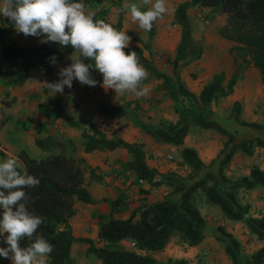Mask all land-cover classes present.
<instances>
[{
    "label": "trees",
    "instance_id": "trees-1",
    "mask_svg": "<svg viewBox=\"0 0 264 264\" xmlns=\"http://www.w3.org/2000/svg\"><path fill=\"white\" fill-rule=\"evenodd\" d=\"M123 1L117 0L120 4ZM83 2L85 6L103 4V0ZM192 7L212 8L227 16L226 25L219 31L220 37L235 43L234 49L250 58V64L259 71L264 87V0H189L179 5L175 13L174 23L181 29V40L173 62V75L160 72L154 63L145 57L142 49H125L126 52L136 51L139 62L161 81V90L176 104L181 103V106L176 108L178 120L175 123L152 126L134 118V124L147 136L176 147L184 146L185 139L194 125L226 136L228 139L218 155L219 165L216 171H209V167L196 150L183 147L181 159L183 164L192 170V176L185 180L175 173H170L164 179H158V171L147 163L142 144L130 143L118 136L110 138L91 120L87 121L86 128L80 121H75L67 115L61 100L51 99V122L63 120L70 127L82 131L86 154L124 150L132 158L130 162L118 163L120 175L124 179L129 178L127 173H134L133 184L137 185L143 194L149 192L144 189L145 184L150 189L167 185L173 189V193L162 202L142 204L131 211L129 218L122 219L120 216L130 211V205L127 193L121 190L115 199L108 202V214L95 216L98 219L96 241L91 238L76 239L70 224V220L76 215V203L96 204L86 188V177L80 163L77 159L64 155H53L39 160L32 157L28 151L22 150L18 155L23 165L21 169H26L41 179L40 185L29 189L28 192L31 196L30 211L44 218L38 232L54 247L48 264H76L72 250L77 243L86 244L87 255L94 256L102 264H157L154 255L163 252L175 237L181 238L189 247H197L205 240L207 229V221L196 205L199 193H203L208 203L218 208L228 221L245 222L249 232L264 241V218L251 217L250 206L241 204L239 199L241 189L264 187V170L253 169L249 178L236 181L225 175L226 168L237 152L252 155L255 148L264 149V100L262 122L242 121V107L239 102L234 104L231 114L232 121L249 128L257 134L256 136L236 137L234 133L209 118L211 105L233 94L239 75H233L227 82L225 72H220L203 87L199 95L186 88L181 79L180 64H188L202 56V49H195L193 45V24L189 16ZM122 13L118 23L112 24L118 30L123 27ZM102 15L104 13H99V16ZM7 26L13 27L7 17L0 16V47L6 64V68L0 71V81L6 86H24L33 69L51 77L55 73L51 57L59 59L77 53L72 48H64L57 43H47L36 48L22 47L11 38L5 29ZM153 35L152 30L151 39ZM135 40L141 43L139 38L136 37ZM90 71L92 76L96 72ZM12 103L6 100L2 102L7 108L11 107ZM99 108L106 115L116 116L115 109L106 104H100ZM3 126L0 122V130ZM46 126L43 122L37 123L36 133L40 134ZM36 143L43 150L47 148L42 140L38 139ZM224 234L228 239L226 251L232 264H264V248L241 262L238 258L239 241L229 233ZM2 241L3 237H0V246L6 247ZM125 241L134 244L133 248L123 246ZM26 244V240L22 241V246ZM177 263L188 264L186 261Z\"/></svg>",
    "mask_w": 264,
    "mask_h": 264
},
{
    "label": "rangeland",
    "instance_id": "rangeland-1",
    "mask_svg": "<svg viewBox=\"0 0 264 264\" xmlns=\"http://www.w3.org/2000/svg\"><path fill=\"white\" fill-rule=\"evenodd\" d=\"M188 1L167 0L168 11L163 18L154 22L151 29L154 32L152 39L151 31L140 29L138 22H133L131 16L127 17L126 14V5L131 3H137L142 7V10L150 7V5H143L142 0H125L122 4L118 3L117 0H103L106 6L97 5L95 11L104 13V15L95 19L107 20L116 25L121 12H123L122 30L131 38L129 48L142 49L146 58L151 60L160 72L171 76L173 75L176 50L181 40V29L174 23V13L179 5ZM106 7L109 9H105ZM189 16L193 24V45L195 49H202V56L188 64H180L182 81L190 92L199 95L203 87L210 83L216 74L225 72L227 82L233 75L238 74L239 81L233 94L214 102L210 108L209 118L215 120L229 132L234 133L236 137L256 136L257 134L249 128L232 121L231 114L234 110V104L239 102L242 107L240 115L242 121L262 122L264 87L259 71L250 64V58L247 55L234 49L235 43L220 37L219 31L227 22L226 15L214 11L212 8L192 7L189 10ZM136 37L140 39L141 43L135 40ZM32 44L34 45L36 42L32 41ZM76 56H79L78 52L73 55V59ZM70 61L72 63L71 58ZM148 74V78L143 82V86L148 89L145 96L138 97L132 93L119 95L113 90L103 88L101 86L102 74L96 71L93 74V78L98 81L95 87L79 84L77 89L79 97L66 91L62 93L66 94L65 97H59L65 106L69 109L72 108V113L86 128L88 127L87 121L91 120L110 138L118 136L127 142L142 144L147 163L151 168L158 171V179L162 180L166 175L175 173L187 180L192 176V170L182 162L181 150L183 147L163 144L146 134H142L143 136L135 135L131 128H135L134 118L152 126L175 123L178 120L176 108L181 106V103L173 102L167 93L161 90V81L157 80L150 72ZM104 94H109L116 99L117 104L113 106L116 112L114 117L102 113L99 108L100 104L96 102ZM36 97L37 95L32 96L30 102H20L14 101L5 91L0 92V122H7L13 117V119L18 120L17 126L21 133L31 130L39 118L32 113L27 114L29 111L25 105L34 104L33 100ZM5 100L13 102L11 108L2 104ZM93 103L95 104L93 105ZM47 106L40 105V111L45 112ZM95 110H99L101 116L98 117L94 112ZM136 131L141 133L138 129ZM134 139L135 141L132 142ZM227 139L226 136L217 131L204 130L194 125L187 138V143L198 148L201 153L209 151L213 159L206 165L209 167V171H216L219 165V148ZM75 153L79 156L78 162L86 177V188L96 201L95 205L77 203L78 213L88 221L87 238L96 241L98 219L95 216L102 213L108 214V202L115 199L121 190L127 193L130 205V211L120 216L122 219L129 218L131 211L142 204L162 202L172 196L173 189L167 185L158 189H150L145 184L144 189L149 190V192L143 194L139 187L133 184V178L124 179L120 175L121 169L118 163L132 159L124 150L112 152V160L108 165V170L96 165L101 158L91 159L89 156L82 155L79 148L76 149ZM197 153L201 158V154ZM169 154L173 156L172 160L167 158ZM1 157L4 156L1 155ZM101 161L103 162L104 158ZM253 169L264 170V149L255 148L252 155L237 152L231 164L226 168L225 175L230 180L236 181L245 177ZM246 195L247 193L244 191L242 199H245ZM257 203L253 215L264 218V194H258ZM196 205L207 221L205 240L197 247H189L181 238L175 237L163 252L154 255L157 264H178V261H186L188 264H232V260L226 251L228 239L224 232L233 235L239 241L238 258L241 262L251 258L254 253L264 248V241L251 234L245 222H228L218 208L208 203L203 193L197 195ZM123 246L133 248L130 241L123 242ZM86 247V244L79 243L74 249V257L79 264H86L83 259L86 257L84 256L86 255ZM91 259L89 264H97V261L101 264V261L94 256H91Z\"/></svg>",
    "mask_w": 264,
    "mask_h": 264
},
{
    "label": "clouds",
    "instance_id": "clouds-1",
    "mask_svg": "<svg viewBox=\"0 0 264 264\" xmlns=\"http://www.w3.org/2000/svg\"><path fill=\"white\" fill-rule=\"evenodd\" d=\"M126 5L127 13L139 28L151 31L154 22L167 13V0H142ZM0 16L7 17L17 33L40 39L42 44L57 43L70 47L79 56L60 69L58 81L47 83L52 93L71 89L73 82L95 87L98 83L90 70L102 74V87L116 94L145 96L143 82L147 69L139 62L137 52L129 49L130 37L112 24L95 19L87 12L83 0H0ZM53 65L55 56L50 58ZM94 62V63H92ZM41 179L21 169L17 159L0 160V258L10 264H48L53 245L38 229L44 218L30 211L28 190L40 185ZM6 234V235H5ZM27 241L22 246V241Z\"/></svg>",
    "mask_w": 264,
    "mask_h": 264
},
{
    "label": "crops",
    "instance_id": "crops-1",
    "mask_svg": "<svg viewBox=\"0 0 264 264\" xmlns=\"http://www.w3.org/2000/svg\"><path fill=\"white\" fill-rule=\"evenodd\" d=\"M125 1V0H124ZM103 6H106V4H102ZM96 6H85V9L87 12H90L94 15L95 18L99 17V12L95 11ZM178 8V7H177ZM176 8V10H177ZM105 9H109L106 7ZM98 10V9H97ZM175 10V13H176ZM175 13H174V20H175ZM130 17L129 14H127V17ZM111 24H114L113 22H109ZM115 25V24H114ZM5 29L9 32L11 38L18 43L22 47H27V48H36L41 45H43L40 42L39 38L32 37V36H25L22 33H17L14 27H5ZM32 41H35L36 44H32ZM73 56V55H72ZM72 56H66L63 58L57 59V63L55 64V73L53 76L48 77L46 76L43 72L38 71L37 69H33L29 73V79L27 83L22 86V87H11V86H6L0 81V92L5 91L7 94L11 96V98L14 99V101H31V97L34 95H37L36 98H34L32 105H25L27 110L29 111L30 114L32 113L34 116L38 117L39 122L45 123L47 126L46 128L40 133L37 134L35 131V124L31 130L25 131L24 133L20 132L17 126L18 120L13 117L9 119L7 122H2L3 123V128L0 130V156L3 155L4 157H1L0 160H4L7 158H15L18 160L21 168L23 167L21 161L18 158L19 153L22 150H26L29 152V154L37 158L39 160L46 159L50 156L53 155H64L67 157H73L75 159H79V156L75 153L76 149L79 148L81 150V154L85 156H89L91 159H103L104 161L102 162L101 159L98 161L96 165H100L101 167H104L106 170H108V165H110L111 160H112V152H100V151H95L91 154H86L85 153V148H84V140L82 138V131L74 129L70 127L65 121L63 120H58L57 122L52 123L51 118H50V100L51 99H59L62 101L60 98L61 96L65 97L64 94L57 93L56 95H52L50 92L47 83H54L57 82L59 77L58 73L61 68L68 66L71 64L70 58ZM146 57V56H145ZM6 68L5 61L3 60L2 57V48L0 47V71H3ZM79 82L74 81L73 82V87L71 89H68L65 87L64 92L66 91L67 93H72L76 96L77 95V89L79 86ZM63 92V93H64ZM60 96V97H59ZM79 97V96H78ZM98 104H106L109 107L113 108L116 103V99L109 95V94H104L102 97L97 99ZM65 111L67 115L75 120L78 121L76 115L72 113L73 111L69 109V107L65 106V103L62 101ZM95 103H93L94 105ZM40 105H48L45 109V112L40 111ZM11 108V107H9ZM26 110V111H27ZM33 110V111H32ZM95 114L99 117L101 113H99V110L94 111ZM10 116V115H9ZM12 116V115H11ZM101 116V115H100ZM135 135H140L143 136L142 134L144 133H138L134 127H131ZM139 130V129H138ZM140 131V130H139ZM192 132V131H191ZM191 134V133H190ZM189 134V135H190ZM188 135V136H189ZM187 136V138H188ZM187 138L185 139V146L183 147H188L196 150L201 154V159L205 164H207L210 160L213 159L212 154L209 151H205L204 153H201L198 148H196L193 145H189L187 143ZM42 140L46 143L47 148L45 150L41 149L39 146H37L36 141L37 140ZM135 141L132 140V142ZM225 143L221 144L219 148V153L221 150L224 148ZM183 149V148H182ZM118 151V150H117ZM115 152V151H114ZM92 161V160H91ZM108 161V162H107ZM124 161V162H130ZM129 178H133V182L135 180V174L130 172L127 173ZM250 173L246 174L245 177L243 178H249ZM129 184V183H128ZM246 191L247 195L245 199H242V194L243 192ZM258 194H264V187L258 186L255 189L252 190H245L241 189L239 191V199L241 204L243 205H249L250 206V214L254 218H263L262 216L259 215H253V212L256 208L257 203V196ZM95 200V199H94ZM242 200V201H241ZM78 203V202H77ZM76 203L75 209H76V215L70 220V224L73 229V235L76 239H83L87 238L88 232H87V225L88 221L85 220L84 217H82L77 210L78 204ZM88 205V204H85ZM260 211V210H259ZM105 214V213H103ZM85 221V222H84ZM229 222V221H228ZM79 243L75 244L73 246L72 250V257L75 259L76 264H79L77 259L74 257V249ZM87 248L86 250V257L83 259L85 260L86 264H89L91 262V256H87ZM86 258V259H85ZM82 259V261H83ZM90 260V261H89ZM0 264H10V261L8 259H3L0 258ZM97 264L98 261H97ZM102 264V263H101Z\"/></svg>",
    "mask_w": 264,
    "mask_h": 264
},
{
    "label": "built area",
    "instance_id": "built-area-1",
    "mask_svg": "<svg viewBox=\"0 0 264 264\" xmlns=\"http://www.w3.org/2000/svg\"><path fill=\"white\" fill-rule=\"evenodd\" d=\"M167 158L170 159V160H172L173 159V156L169 154V155H167ZM132 245L134 246V244H132Z\"/></svg>",
    "mask_w": 264,
    "mask_h": 264
}]
</instances>
